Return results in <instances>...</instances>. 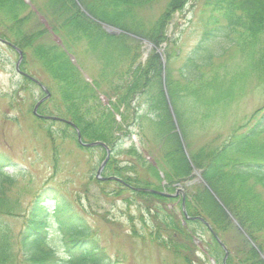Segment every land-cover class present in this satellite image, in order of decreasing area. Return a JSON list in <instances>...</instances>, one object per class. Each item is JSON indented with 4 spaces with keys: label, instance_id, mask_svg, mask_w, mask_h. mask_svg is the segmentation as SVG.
<instances>
[{
    "label": "trees",
    "instance_id": "obj_1",
    "mask_svg": "<svg viewBox=\"0 0 264 264\" xmlns=\"http://www.w3.org/2000/svg\"><path fill=\"white\" fill-rule=\"evenodd\" d=\"M37 1L29 0L43 24L23 0H0V39L29 52L46 76L43 83L50 98L38 108L39 115L69 121L83 142L111 149L103 176L120 181L91 179L86 190L92 185L102 195L119 199L130 236L166 250L175 262L201 264L195 237L208 234L209 241L199 240L202 255L219 263L222 250L203 222L183 217L181 199L171 207L175 199L129 188L160 191L165 181L169 191L175 184L193 181L195 169L200 179L184 186L187 216L208 223L229 251L225 264H264L260 256H264V118L254 116L252 124L232 129L223 140L214 137L197 147L187 131L196 121L217 119L229 110L250 75L264 81V0H205L210 13L205 30L177 79L154 51L141 61L139 42L169 46L167 26L190 0H164L156 21L147 23L149 28L140 15L163 0H41V6ZM102 25L120 32L108 34ZM216 38L227 42L219 54L208 46ZM228 49L236 50L244 67L232 73L211 70L204 77L201 71ZM68 53L82 55L79 64L84 70L83 56L89 60L88 67L95 70L90 83ZM23 82L18 87L26 92L33 84L25 78ZM188 102L192 107H186ZM37 123L55 155L66 142L77 145L76 131L69 124L40 119ZM133 130L136 143L130 138ZM77 147L96 152L101 161L105 157L102 147ZM10 168L16 170L0 154V216L17 217L21 204L10 194L24 172L5 171ZM77 204L81 206L80 200ZM52 223L63 240L62 255L47 245ZM0 264L112 263L85 219L46 186L33 197L17 236L8 225H0Z\"/></svg>",
    "mask_w": 264,
    "mask_h": 264
},
{
    "label": "rangeland",
    "instance_id": "obj_2",
    "mask_svg": "<svg viewBox=\"0 0 264 264\" xmlns=\"http://www.w3.org/2000/svg\"><path fill=\"white\" fill-rule=\"evenodd\" d=\"M204 1L190 0L180 12L173 15L166 29L169 46L163 44L155 51V47H150L148 40L140 39L142 54L140 60L144 62L154 51L161 57L165 68L169 69L173 78L177 79L185 60L200 43L205 30L210 13L204 6ZM165 3L166 1L163 0L142 12L140 17L148 28L147 23L156 21ZM37 4L41 6L42 1L38 0ZM29 5L34 10L35 7ZM36 16L43 24L40 15ZM208 46L215 54H219L221 49H227V42L216 38L211 40ZM217 51L219 52L216 53ZM79 56L82 55H70L75 65L80 63ZM87 60L83 56L82 62L87 67L85 71L80 70L86 81L90 83L91 73L94 75L95 70L88 67L89 60ZM16 61V53L0 43V154L15 165L16 170L10 168L7 170L8 173L22 170L24 172L16 179L10 194L11 197L19 199L21 213L16 214L17 217L0 216V225H8L17 236L22 230L24 216L33 197L38 190L52 186L56 196H62L73 212L85 219L93 238L104 249L112 264H179L166 250L148 240H138L130 236L129 222L124 216V208L119 199L111 195H102L92 185L86 190L88 180L95 179L96 171L101 164L96 152L82 151L76 144L68 142L60 147L56 155L52 152L42 130L37 127L38 123L34 122L30 113L35 101L41 98V94L38 89L30 85L26 92L19 89L18 86H24V82L14 70ZM20 67L23 72L42 83L47 80L29 52L23 55ZM243 67L244 62L241 56L235 49H228L223 56L213 61L212 67L203 69L201 73L207 78L211 70L232 73L235 69L239 70ZM250 78L247 79L239 99H236L229 110L224 111L219 118L212 117L204 121H196L197 125L193 129L191 125L189 126L187 131L193 147L214 137L223 140L232 129L252 124L254 116L257 120L264 118V81L261 82L251 75ZM186 107H192V103L188 102ZM135 133L136 131L133 130L130 136L133 142L137 140ZM192 174H194L193 170ZM193 178L195 181L198 180L196 174ZM162 188L165 189L163 183ZM179 188L182 189L181 187L169 188L170 194L175 195V191ZM176 193V201L171 207L178 205L181 192ZM79 200L81 206L77 204ZM52 205L50 203L47 206L51 208ZM208 238V234L201 239L195 237L201 264H221V262H215L210 256L202 255L204 247L199 240L206 242L209 241ZM47 242L50 248L62 253L63 240L54 223L48 228ZM226 252L228 254V251Z\"/></svg>",
    "mask_w": 264,
    "mask_h": 264
},
{
    "label": "water",
    "instance_id": "obj_3",
    "mask_svg": "<svg viewBox=\"0 0 264 264\" xmlns=\"http://www.w3.org/2000/svg\"><path fill=\"white\" fill-rule=\"evenodd\" d=\"M107 31L108 32H112V30H110V29H108L107 28ZM4 44H7V45H9L8 43H6V42H4ZM13 47V46H12ZM14 48V50L17 52V54H18V60H17V62H16V65H15V68H16V70L18 71V67H19V64H20V62H21V60H22V53L20 52V50H18L17 48H15V47H13ZM31 79V78H30ZM34 83H36L39 87H41V88H43L36 80H33V79H31ZM44 90V89H43ZM44 92L47 94L46 95V97L45 98H43L42 100H40V102H38L37 103V105L35 106V108H34V111H33V114H36V108H37V106L42 102V101H44L45 99H47L48 98V93H47V91L46 90H44ZM44 119H47V120H51V121H63V120H61V119H57V118H54V117H43ZM78 133V132H77ZM77 140H78V143L80 144V145H82V146H84V147H86V148H88V147H94V146H103L104 147V145L103 144H101V143H88V144H83V143H81V141H80V135H79V133H78V135H77ZM106 148V147H105ZM108 155H109V151H107V157H106V159H105V161L103 162V164L100 166V168L98 169V171H97V178H98V175L100 174V172H101V170H102V168H103V166H104V164H105V162H106V160H107V158H108ZM102 180H117L116 178H113V177H110V178H104V179H102ZM188 184V183H187ZM135 190H140V189H135ZM145 191H147V192H150V193H153V194H156V195H158V196H162V197H173L172 195H169V194H166V193H164V192H158V191H153V190H145ZM182 212H183V214L185 215V211H184V209L182 210ZM208 226V225H207ZM220 245H221V247L223 248V249H225V247L221 244V243H219Z\"/></svg>",
    "mask_w": 264,
    "mask_h": 264
},
{
    "label": "bare ground",
    "instance_id": "obj_4",
    "mask_svg": "<svg viewBox=\"0 0 264 264\" xmlns=\"http://www.w3.org/2000/svg\"><path fill=\"white\" fill-rule=\"evenodd\" d=\"M150 45V44H149ZM150 47H153V46H151L150 45ZM155 49V51H157V49L156 48H154ZM176 131L178 132V128L176 127ZM235 222V221H234Z\"/></svg>",
    "mask_w": 264,
    "mask_h": 264
}]
</instances>
